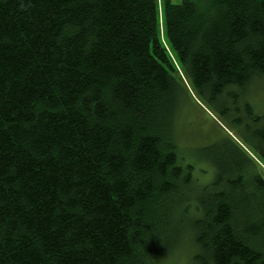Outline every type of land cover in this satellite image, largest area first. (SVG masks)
<instances>
[{
    "label": "trees",
    "instance_id": "trees-1",
    "mask_svg": "<svg viewBox=\"0 0 264 264\" xmlns=\"http://www.w3.org/2000/svg\"><path fill=\"white\" fill-rule=\"evenodd\" d=\"M257 79L264 0H0V264H163L186 234L195 264H264ZM189 89L254 149L216 138L205 183Z\"/></svg>",
    "mask_w": 264,
    "mask_h": 264
},
{
    "label": "rangeland",
    "instance_id": "rangeland-1",
    "mask_svg": "<svg viewBox=\"0 0 264 264\" xmlns=\"http://www.w3.org/2000/svg\"><path fill=\"white\" fill-rule=\"evenodd\" d=\"M177 1V0H175ZM184 101L185 108L179 122V153L183 162H193L196 164L194 175L198 182L205 183L210 177V166L207 162H197L195 157L205 146L214 145L215 139L226 137L228 134L236 140L250 155L254 149L245 140L243 135L237 131L232 124V120L225 119L221 113L210 104L200 102V100L189 89ZM243 106L248 104L254 115L264 113V79H257L250 87L247 97L242 99ZM245 130V129H244ZM245 132V131H244ZM242 143H240L237 139ZM251 150H249V149ZM252 159L264 171V165L260 164L253 156ZM212 166V165H211ZM194 250L192 248L191 237L186 234L172 249L171 254L163 264H195L192 259Z\"/></svg>",
    "mask_w": 264,
    "mask_h": 264
}]
</instances>
